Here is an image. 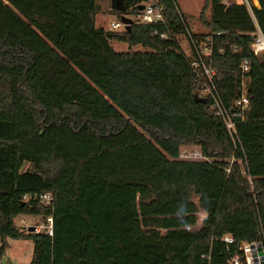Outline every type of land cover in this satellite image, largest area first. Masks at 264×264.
Masks as SVG:
<instances>
[{"label":"trees","instance_id":"16d2710c","mask_svg":"<svg viewBox=\"0 0 264 264\" xmlns=\"http://www.w3.org/2000/svg\"><path fill=\"white\" fill-rule=\"evenodd\" d=\"M137 1L120 0L118 19ZM155 2L165 26L110 32L95 0H0V255L9 239L31 243L28 264H227L241 243L264 247V57L249 50L264 0L209 21L217 0H203L199 34L174 0ZM187 34L198 48L211 35L203 60L227 110L245 91L237 143L201 94ZM183 146L206 160L179 159ZM21 217H51L52 236L18 229Z\"/></svg>","mask_w":264,"mask_h":264},{"label":"built area","instance_id":"2783aa9c","mask_svg":"<svg viewBox=\"0 0 264 264\" xmlns=\"http://www.w3.org/2000/svg\"><path fill=\"white\" fill-rule=\"evenodd\" d=\"M136 9L138 13L132 16V19L140 25H162L165 26V20L162 14V8L159 6L155 0H138L136 2ZM228 6H233L241 12L252 17L251 8H258L257 0H217V2L210 6L209 8V20L213 19H223L225 10ZM138 7H141L138 10ZM126 17V16H125ZM121 27L122 24L113 23L111 28L115 29ZM155 31H153V34ZM218 35V33H213ZM159 38H167L166 33H161L158 35ZM211 37V35H209ZM251 42L249 44L250 52L256 57H264V35L260 32L258 27L255 25V31L250 33ZM210 37L205 39L204 44L201 47H196L195 42L192 40L191 36L187 34V42L189 46L193 49L195 55V61L190 63L192 68H199V77L204 79V87L201 89V94L208 95L211 99L210 108L213 110L215 116L219 117L227 130L233 143H237L236 134L233 127V119H240L243 113L247 109V98L244 95L245 91L242 92L241 96L236 99L233 103V107L227 110L222 104L219 96L217 95L213 83L212 77L214 72L211 68L205 65L203 57H209L211 53ZM247 63L243 61L240 65V70L242 73L247 71ZM181 160H206L201 156L199 151L196 150H182L178 155ZM232 160V159H231ZM242 175H245L242 172ZM245 177V176H244ZM247 181L249 178L246 177ZM35 199L42 205L51 206L50 194H42L35 197ZM45 224H40L39 226L33 228L32 233L44 232L46 236H52V220L51 217L45 219ZM223 243L227 245L232 244V239L229 236H224L220 239ZM227 264H264V247L261 241H252L250 243H241L236 247V252L232 254Z\"/></svg>","mask_w":264,"mask_h":264},{"label":"rangeland","instance_id":"374dc122","mask_svg":"<svg viewBox=\"0 0 264 264\" xmlns=\"http://www.w3.org/2000/svg\"><path fill=\"white\" fill-rule=\"evenodd\" d=\"M113 0H95L96 5L98 7V11L95 15V27L102 28L106 31L110 32H119L121 27L112 29L111 24L119 23V19L115 14V10L112 7ZM174 3L177 9L182 12L189 20H190V29L193 33H205V30L202 27L201 22L198 19L199 12L203 6V0H174ZM209 8L208 5L207 9L203 12L204 20L209 21ZM128 19H132V16H126ZM179 47L181 51L187 55L188 54V45L187 42L180 38L178 40ZM112 49L119 53V52H143L144 50L141 47H131L124 43L112 42L111 43ZM196 150L198 148L195 146H183L180 147L179 152L182 150ZM181 159V158H180ZM27 167L26 164L23 165L21 170H24ZM208 215V213H207ZM34 222L29 218H17L14 222V225L18 228L23 230L26 233L28 232L27 229L35 228L39 226L41 223L37 225H33ZM161 224V222H158ZM161 225L166 226L169 228L168 224L162 223ZM6 248L4 249L3 253L0 255V264H28L31 258V243L28 240H6ZM165 252V251H164Z\"/></svg>","mask_w":264,"mask_h":264},{"label":"water","instance_id":"95a60500","mask_svg":"<svg viewBox=\"0 0 264 264\" xmlns=\"http://www.w3.org/2000/svg\"><path fill=\"white\" fill-rule=\"evenodd\" d=\"M113 2H114V9H115L116 11L123 12V8L120 7V0H114ZM140 9H141V7H138V10H140ZM119 21H120V23L123 25V29H124V30H127V29L129 28L130 24H131V20L128 19L127 17L123 16V15L120 16ZM194 99H195L196 101H200V102H204V101H205L204 99L199 98V97H197V96H194ZM125 186L128 187V188H130V189L137 187L136 184H129V185H125ZM194 193H197V192H194ZM32 230H33V229L30 228V227L27 229L28 232H32ZM202 230H203V229H202ZM177 237H178V236H177ZM174 238H175V237H174ZM174 238H173V239H174ZM173 239H172V240H173ZM172 240H171V241H172Z\"/></svg>","mask_w":264,"mask_h":264},{"label":"crops","instance_id":"0c3cea01","mask_svg":"<svg viewBox=\"0 0 264 264\" xmlns=\"http://www.w3.org/2000/svg\"><path fill=\"white\" fill-rule=\"evenodd\" d=\"M182 13V12H181ZM183 14V13H182Z\"/></svg>","mask_w":264,"mask_h":264}]
</instances>
